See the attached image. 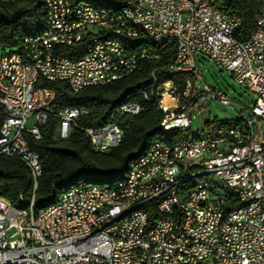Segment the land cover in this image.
<instances>
[{"label": "built area", "instance_id": "obj_1", "mask_svg": "<svg viewBox=\"0 0 264 264\" xmlns=\"http://www.w3.org/2000/svg\"><path fill=\"white\" fill-rule=\"evenodd\" d=\"M125 2L153 37L167 39V48L175 51L173 64L163 71L179 74L181 87L171 81L157 85V67L151 94H140L169 99L164 126L175 125L179 138L137 160L126 188L80 190L38 212L32 199L33 213L15 212L0 197V264H264V19L242 42L236 37L241 18L220 12L214 1L196 0L189 13L167 0ZM49 10L45 37L24 41L21 50L3 49L0 39V156L36 173L34 191L42 167L25 135L40 139L56 99L55 90L36 86L39 79L66 82L79 93L122 80L141 61L161 60L160 49H130L128 42L141 37L124 28L129 10L127 16L87 13L67 0H49ZM86 39L80 60L59 55V48ZM199 55L254 96L236 120L211 117L209 101L230 106L231 99L203 79ZM141 112L139 104L126 102L107 125L89 128L78 122L86 109H66L57 114V136L66 139L81 130L95 151L109 153L123 141L121 118ZM196 120L201 127L195 136ZM168 153L179 157L180 168H173ZM191 173H198L197 186L177 199L174 183ZM199 176L215 183L224 179V187L207 193ZM123 194H131V202L116 203ZM136 205H144L142 216L120 220L122 209ZM162 206H171V213H162ZM211 215H218V223H211Z\"/></svg>", "mask_w": 264, "mask_h": 264}, {"label": "trees", "instance_id": "obj_2", "mask_svg": "<svg viewBox=\"0 0 264 264\" xmlns=\"http://www.w3.org/2000/svg\"><path fill=\"white\" fill-rule=\"evenodd\" d=\"M227 14H237L242 26L236 37L246 42L257 28V22L264 19V0H214ZM113 10L115 0H74ZM111 2V3H110ZM114 4V5H113ZM111 7V8H110ZM45 10L40 0H14L9 4L0 3V39L3 49L21 50L26 39L42 34L45 30ZM130 49L148 47L141 37L128 42ZM89 46L88 40L71 47L59 48V55L73 61L80 60ZM152 47V46H151ZM160 49L158 63L141 61L136 71L120 81L108 85L87 87L73 93L66 82H48L39 79L37 87L55 90L53 112L40 130V139L25 135L29 148L38 154L42 175L33 190L32 176L21 162L0 156V197L6 199L14 209L29 207L34 199V211L44 210L60 201L63 194L76 186H109L122 181L130 162L142 158L152 142H171L179 138L176 130L165 132L158 127L163 113L155 99H144L142 92L150 95L153 88L152 71L159 67L157 85L174 81L181 87L179 75L168 76L163 71L175 54L173 48L153 46ZM137 103L142 112L124 115L118 122L123 131L122 143L109 153L94 150L90 139L81 131H74L68 138L57 136L60 111L83 108L86 117L78 122L81 127L101 128L107 125L116 109L126 103ZM173 134V136H172ZM156 214H153L155 218Z\"/></svg>", "mask_w": 264, "mask_h": 264}, {"label": "bare ground", "instance_id": "obj_3", "mask_svg": "<svg viewBox=\"0 0 264 264\" xmlns=\"http://www.w3.org/2000/svg\"><path fill=\"white\" fill-rule=\"evenodd\" d=\"M14 0H10L12 2ZM43 4L45 10V30L42 34L28 38L25 41H32L36 39H41L46 36L48 33V26L50 24V10H49V0H40ZM125 1L128 0H115V5L113 10H107L99 6L88 5L85 3H75L74 0H67V4H75L78 7H82L86 9L87 13H98V14H114V16H127L129 10V17L130 19H124V28L129 31L130 35H140L143 37L146 42L149 44L148 47L145 48L153 49V46L157 47H167V39H159L152 36L150 28H147L146 23H140L137 20V12L136 10H132V3H126ZM204 1H214V0H204ZM9 2V3H10ZM114 2V0H113ZM170 6H179L180 13H189L191 7L195 6L196 0H167ZM215 2V1H214ZM0 3H5V0H0ZM111 3V2H110ZM111 8V7H110ZM220 12H224L220 9ZM152 46V47H151ZM173 64V59L168 62V64L164 67L167 69V66H171ZM166 75L176 76L179 75L177 73H166ZM174 82V81H171ZM169 99L159 98L157 100L158 109H160L163 113V118L159 125V129L165 132L176 130L175 125H165L169 114V107H168ZM165 142H152L145 155L138 159V161H145L146 159L150 158L153 152L156 150L158 145H163ZM121 143L116 145L118 147ZM115 147V148H116ZM168 160H171L173 164V168H180V161L179 157L175 156V153H168ZM137 160L130 162L128 166V171L125 176V179L116 183H113L109 186H97V185H90V186H76L72 187L67 190L60 201L46 209L55 208L60 205V203L64 200V197H70L71 194L76 193L80 190L85 189H98V188H126L127 182L130 181L132 177L133 170L136 168ZM32 179L36 180V173H31ZM198 184V173H191V174H182L179 175L178 181L174 183V190L176 192L177 199H185V191L188 186H197ZM199 184H202V187H207V193H217V187H224V179H216V183L214 180H207V176H199ZM131 202V194H123L116 196V203H128ZM45 210V209H44ZM15 212H25V213H33V203L29 205L26 209H14ZM142 212H144V205H136L125 207L122 209L120 213V220H128L131 218H135L136 216H142ZM162 213H171V206H162ZM211 223H218V215H211ZM209 232H216V225H209Z\"/></svg>", "mask_w": 264, "mask_h": 264}, {"label": "rangeland", "instance_id": "obj_4", "mask_svg": "<svg viewBox=\"0 0 264 264\" xmlns=\"http://www.w3.org/2000/svg\"><path fill=\"white\" fill-rule=\"evenodd\" d=\"M201 64L203 79L212 86L218 87L231 99V105L225 106L216 101H209L208 107L212 118L218 120H236L244 108L254 102V96L244 88L236 85L233 80L220 68L209 62L207 57H197ZM201 127V121L196 120L192 124V132L196 136Z\"/></svg>", "mask_w": 264, "mask_h": 264}]
</instances>
